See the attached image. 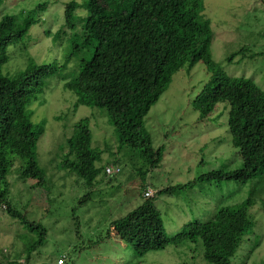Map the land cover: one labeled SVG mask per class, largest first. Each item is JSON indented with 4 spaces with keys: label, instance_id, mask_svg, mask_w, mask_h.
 I'll use <instances>...</instances> for the list:
<instances>
[{
    "label": "trees",
    "instance_id": "trees-1",
    "mask_svg": "<svg viewBox=\"0 0 264 264\" xmlns=\"http://www.w3.org/2000/svg\"><path fill=\"white\" fill-rule=\"evenodd\" d=\"M46 5L42 1L29 10L0 17V207L37 236L25 247L23 263H17L29 264L31 252L42 245L46 229L15 208L9 197L7 174L18 158L22 161L20 178L32 179L33 187L48 185L37 160V141L44 133L45 122L33 123L27 105L47 89L46 80L57 75L63 89L75 98L73 112L84 105L102 109L107 118L111 117L116 139L112 153L117 155L125 149L124 155L130 161L136 156L145 165L143 169L140 163L133 166L142 181L138 194L142 201L110 221L107 235L129 244L138 257L170 245L190 247L194 243L207 264H232L245 237L253 232L252 195L239 203L220 206L208 219L189 220L173 234H166L154 202L156 196L178 194L199 183H246L264 176V89L250 78L226 74L213 60V31L211 21L202 12L203 0H69L63 6L64 23L56 31V36L67 35L69 44L62 60L36 63L28 57L24 69L12 75L2 73L1 67L8 60L7 48L26 35ZM238 53L245 56L246 48L235 51L228 59L233 60ZM199 61L206 65L210 77L190 101L197 112L196 123L219 118L216 113L221 106L241 165L211 169L145 197L144 192L151 189L146 175L159 166L163 155V146L152 145L145 117L173 75L184 66L190 70ZM69 63H73L71 68ZM67 67L70 75L62 71ZM66 144L59 169L72 172L88 188L80 202L100 190L102 181L97 176L101 170L111 177L125 166L118 155L97 164L105 148L92 147L89 116L73 122V133ZM107 168L112 171L107 172ZM256 245L252 244L249 252ZM64 257H59L63 261L58 263L57 259L56 264H63ZM13 262L9 260L7 264Z\"/></svg>",
    "mask_w": 264,
    "mask_h": 264
},
{
    "label": "rangeland",
    "instance_id": "rangeland-1",
    "mask_svg": "<svg viewBox=\"0 0 264 264\" xmlns=\"http://www.w3.org/2000/svg\"><path fill=\"white\" fill-rule=\"evenodd\" d=\"M0 1V17L47 2L26 35L7 48L8 60L1 67L2 73L12 75L24 69L28 57L36 63L62 60L69 44L67 35L56 36V31L64 23L63 6L69 0ZM203 4L202 12L211 21L213 31L210 46L213 60L226 74L250 78L264 89V0H203ZM241 48H246L245 56L238 53L233 60L228 59ZM69 67L63 73L70 75ZM209 77L201 61L190 70L184 66L173 75L145 117L152 145L163 146L159 166L149 171L145 179L153 191L188 182L211 169H233L241 165L221 106L216 113L219 118L196 123L197 112L190 101ZM46 83L47 89L40 97L31 99L27 110L33 123L45 122L44 133L37 141V160L45 171L48 185L33 187L32 179L20 178L22 161L18 158L7 174L9 197L15 208L46 229L42 245L31 252L29 264H56L62 256H65L63 264H207L194 243L190 247L170 245L138 257L129 244L107 235L110 221L125 215L142 201L138 195L142 181L133 172V166L140 163L143 169L145 165L136 156L130 161L123 149L117 154L125 165L121 173L110 177L101 170L97 176L102 181L100 190L93 191V198L80 202L88 188L72 172L59 169L66 140L73 133V122L89 116L92 147L105 148L97 164L114 160L116 139L111 117L108 115V120L102 109L84 105L73 112L75 98L63 89L62 80L54 75ZM249 195L255 200L250 211L255 225L232 258V264H264V176L246 183H199L178 194L156 196L154 202L161 212L166 234H173L185 222L208 219L220 206L239 203ZM36 237L35 231H29L25 223L10 217L0 207V264H7L9 260L13 264L23 263L25 247ZM254 243L256 247L249 252Z\"/></svg>",
    "mask_w": 264,
    "mask_h": 264
},
{
    "label": "built area",
    "instance_id": "built-area-1",
    "mask_svg": "<svg viewBox=\"0 0 264 264\" xmlns=\"http://www.w3.org/2000/svg\"><path fill=\"white\" fill-rule=\"evenodd\" d=\"M106 171L107 172H111L112 170H111V168H107ZM113 171L114 172H117L118 171V168H115ZM151 194H152V191L150 189H147L144 192L145 197H149V196H151ZM62 261H63L62 258L58 259V263H62Z\"/></svg>",
    "mask_w": 264,
    "mask_h": 264
},
{
    "label": "clouds",
    "instance_id": "clouds-1",
    "mask_svg": "<svg viewBox=\"0 0 264 264\" xmlns=\"http://www.w3.org/2000/svg\"><path fill=\"white\" fill-rule=\"evenodd\" d=\"M151 190V189H150ZM152 191V190H151ZM154 191H152V193H153ZM152 196V195H151Z\"/></svg>",
    "mask_w": 264,
    "mask_h": 264
}]
</instances>
